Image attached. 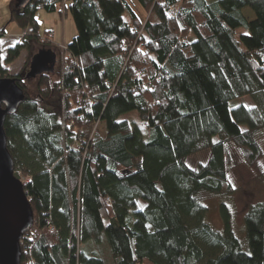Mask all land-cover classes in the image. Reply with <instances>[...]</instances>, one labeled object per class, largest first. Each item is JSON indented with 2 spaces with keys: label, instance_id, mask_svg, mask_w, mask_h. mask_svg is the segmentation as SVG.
Instances as JSON below:
<instances>
[{
  "label": "trees",
  "instance_id": "16d2710c",
  "mask_svg": "<svg viewBox=\"0 0 264 264\" xmlns=\"http://www.w3.org/2000/svg\"><path fill=\"white\" fill-rule=\"evenodd\" d=\"M62 1L12 6L29 32L4 61L0 45V78L32 42L58 51L36 14ZM134 1L140 12L71 0L78 35L55 71L32 79L33 93L14 76L25 97L6 118L7 146L34 212L21 263L264 264V202L238 236L233 211L222 203L215 229L200 198L233 194L229 144L263 175L264 0ZM245 97L252 106L235 104Z\"/></svg>",
  "mask_w": 264,
  "mask_h": 264
},
{
  "label": "water",
  "instance_id": "95a60500",
  "mask_svg": "<svg viewBox=\"0 0 264 264\" xmlns=\"http://www.w3.org/2000/svg\"><path fill=\"white\" fill-rule=\"evenodd\" d=\"M25 8L31 0H15ZM58 54L42 48L30 63L26 80L55 71ZM25 97L24 90L12 77L0 78V264H22L21 242L34 226V212L24 190V183L15 176L14 160L8 149L5 132L7 116L14 115Z\"/></svg>",
  "mask_w": 264,
  "mask_h": 264
},
{
  "label": "rangeland",
  "instance_id": "374dc122",
  "mask_svg": "<svg viewBox=\"0 0 264 264\" xmlns=\"http://www.w3.org/2000/svg\"><path fill=\"white\" fill-rule=\"evenodd\" d=\"M134 5L138 7V4L134 0H130ZM14 0H8L5 5H2L0 0V22L2 27H6L7 30V38L2 44V60L7 56L8 53V46L13 45L15 42V37H18L21 34L22 29H20L15 23H10V9L11 6L14 4ZM4 7V8H3ZM6 7V8H5ZM139 8V7H138ZM245 14L250 19L254 18L253 12L250 10H246ZM42 29V28H41ZM44 30V28H43ZM40 30L41 35L44 37L46 33ZM77 36V35H76ZM44 41V40H43ZM31 49L24 50L21 56L15 60L13 63L8 64L5 66L7 67L8 74L13 78L17 75H22L26 77L30 70V63L32 57L39 52L38 49L41 48V44L36 42H32ZM62 48H64L62 46ZM47 49V48H46ZM64 51V49H62ZM64 52H62V55ZM61 52H58V58H61ZM57 66L59 64H56ZM56 66V67H57ZM29 90L33 93L37 81H33L32 79L27 82ZM244 103L248 106H252L253 102L250 97H245L235 104ZM134 126H139L140 122L137 120V116L135 113H131L126 116ZM105 124L101 123L98 126V133L101 137H105ZM147 138V136H145ZM260 145L262 151L264 153V131L262 132ZM228 152L230 155V170H229V177L231 183L234 187V192L231 196L227 197H220L214 196L207 193H203L200 198L204 205L208 207V221L211 225L218 230L223 228V221L221 218V204L225 203L230 210L233 211L235 218H234V229L238 236H241V231L243 228V218L244 214L247 211L248 207L258 203L264 202V156L263 159L260 161V168L263 172V175L258 176L256 172L247 166L243 152L234 146L233 144L228 145ZM209 153L207 151H203L196 156L191 157L189 163L191 166H195L198 163H203L208 159ZM26 180V179H25ZM25 180H22L23 183H26ZM144 206V205H143Z\"/></svg>",
  "mask_w": 264,
  "mask_h": 264
},
{
  "label": "crops",
  "instance_id": "0c3cea01",
  "mask_svg": "<svg viewBox=\"0 0 264 264\" xmlns=\"http://www.w3.org/2000/svg\"><path fill=\"white\" fill-rule=\"evenodd\" d=\"M7 1L8 0H1L2 5H5ZM14 2L16 3L15 0ZM70 6H71V0H63L57 6V10L55 12H47L41 9L36 14V19L39 23L40 30H43L44 28L43 31L46 33L44 37L41 35V39L50 43L52 47H54V49L58 50L55 52L57 54L58 52L59 53L61 52V55H62V52L66 50L67 46L73 41L76 35H78V28L75 23L74 17L70 11ZM135 7L137 6L135 5ZM0 9H2L1 6H0ZM137 11L140 12L139 8ZM10 12H11V9H10ZM28 32H29V29L22 30L21 34L18 37H15V42L13 43V45L8 46V49L18 44L22 40V38L28 34ZM0 35L2 36L0 41L4 42L5 39L7 38V30H6V27L1 26V22H0ZM2 44L3 43H0L1 48H2ZM62 46L64 48H62ZM47 49L53 50V48H47ZM62 49H64V51ZM105 131H106V127H105Z\"/></svg>",
  "mask_w": 264,
  "mask_h": 264
},
{
  "label": "built area",
  "instance_id": "2783aa9c",
  "mask_svg": "<svg viewBox=\"0 0 264 264\" xmlns=\"http://www.w3.org/2000/svg\"><path fill=\"white\" fill-rule=\"evenodd\" d=\"M133 30L136 31V28H134ZM143 72H145V71L143 70Z\"/></svg>",
  "mask_w": 264,
  "mask_h": 264
},
{
  "label": "snow or ice",
  "instance_id": "6c2138e0",
  "mask_svg": "<svg viewBox=\"0 0 264 264\" xmlns=\"http://www.w3.org/2000/svg\"><path fill=\"white\" fill-rule=\"evenodd\" d=\"M0 43H3L2 41H0Z\"/></svg>",
  "mask_w": 264,
  "mask_h": 264
},
{
  "label": "flooded vegetation",
  "instance_id": "af4514ba",
  "mask_svg": "<svg viewBox=\"0 0 264 264\" xmlns=\"http://www.w3.org/2000/svg\"><path fill=\"white\" fill-rule=\"evenodd\" d=\"M14 78V77H13Z\"/></svg>",
  "mask_w": 264,
  "mask_h": 264
}]
</instances>
